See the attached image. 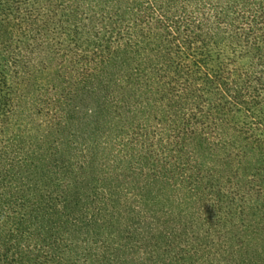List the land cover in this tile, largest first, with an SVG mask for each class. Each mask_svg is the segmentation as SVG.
<instances>
[{"label":"trees","instance_id":"16d2710c","mask_svg":"<svg viewBox=\"0 0 264 264\" xmlns=\"http://www.w3.org/2000/svg\"><path fill=\"white\" fill-rule=\"evenodd\" d=\"M0 264H264V0H0Z\"/></svg>","mask_w":264,"mask_h":264}]
</instances>
